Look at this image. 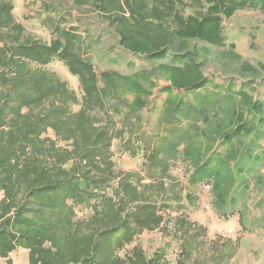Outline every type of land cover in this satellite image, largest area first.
<instances>
[{
  "label": "trees",
  "instance_id": "16d2710c",
  "mask_svg": "<svg viewBox=\"0 0 264 264\" xmlns=\"http://www.w3.org/2000/svg\"><path fill=\"white\" fill-rule=\"evenodd\" d=\"M71 1L105 14L123 50L151 61L168 57L178 65L175 85L188 88L195 97H170L167 103L163 115L177 140L171 151L185 144L187 157L197 161L202 156L199 139L207 136L203 125L221 118L235 127L219 142L230 144L242 136L246 140L241 141L245 149L237 162L259 159L253 155L258 140L251 135L264 127L262 104L252 102L245 85L233 91L205 78L193 41L212 42V26L224 44L225 20L264 0ZM188 2L204 7L203 11L193 13L187 9ZM14 13L11 2L0 0V260L15 264L12 255L22 248L28 251L29 264H147L138 245L123 251L139 236L160 228L164 215L151 197L116 174L113 146L121 133L107 96L97 91L100 78L92 58H85L78 35L57 27L58 37L49 41L29 36ZM197 27L202 33L197 34ZM234 50L231 46L226 57L241 61ZM55 62L78 78L84 95L80 97L48 70ZM244 65L252 79L260 78L255 67ZM101 75L105 85L107 74ZM237 101L240 112H227L234 111ZM244 109L260 119L249 122ZM224 116L232 118L225 122ZM210 152L215 154L214 149ZM210 152L202 163L193 161V175L218 185L222 174L212 165L215 158ZM160 156L155 153L149 162ZM161 162L165 177L170 165ZM150 180L145 188L158 182ZM226 182L231 184L228 187L236 183ZM227 204L224 200L221 206Z\"/></svg>",
  "mask_w": 264,
  "mask_h": 264
},
{
  "label": "rangeland",
  "instance_id": "374dc122",
  "mask_svg": "<svg viewBox=\"0 0 264 264\" xmlns=\"http://www.w3.org/2000/svg\"><path fill=\"white\" fill-rule=\"evenodd\" d=\"M1 1L14 5L15 18L26 26L27 35L49 41L58 37V27L78 35L85 58H92L100 78L97 91L107 96L110 112L118 119L121 133L113 146L116 174L121 180L132 181L142 193L164 208L160 210L164 215L162 226L139 236L123 252H130L138 245L145 252L147 264H264L263 125L259 126L260 130L255 129V137L251 135L252 140H258L259 148L253 152L258 160L237 162L245 149L241 144V141L246 143L243 136L236 137L230 144L219 142L235 127L232 123H223L221 118L208 126L203 125L207 136L199 139L198 149L202 156L197 161L187 157L189 151L185 144L176 152L171 151V144L177 140L170 129L173 127L163 115L167 103L170 97L183 100L195 97L188 88L175 85L178 65L168 57L151 61L123 50L118 44L115 27L105 14L90 5L78 7L71 0ZM187 6L193 13L204 9L191 2ZM211 27L212 42L193 41L200 51L201 65L197 63L202 66L204 77L215 82L213 85L224 86V89L229 86L233 91L245 85L252 102L262 104L264 119V4L256 2L225 20L224 44H220L221 39ZM196 29L199 34L201 29ZM231 46L241 56V61L226 57ZM244 63L255 67L260 78L252 79L243 70ZM48 70L67 82L80 97L84 95L78 78L62 63L55 62ZM102 73L107 74L105 85L101 81ZM199 92L202 96L204 90ZM239 102L233 103L234 111L227 112L239 113ZM78 109L73 107L75 111ZM244 114L249 122L250 118L260 119V116L246 114L245 109ZM223 118L227 122L232 117ZM213 149L215 154L210 152ZM209 152L215 158L212 165L222 174V182L218 185L202 182L201 176L193 175V161L202 163ZM155 153L161 155L160 158L149 162ZM163 160L170 165L165 177L162 175ZM148 168L152 171L147 172ZM150 179L158 182L151 187ZM226 181L236 183L228 187L231 184ZM147 183L150 187L145 188ZM224 200L228 202L226 207L221 206ZM81 217L82 212L78 211L77 220ZM12 258L15 264H29L25 249H17ZM3 263L0 260V264Z\"/></svg>",
  "mask_w": 264,
  "mask_h": 264
}]
</instances>
